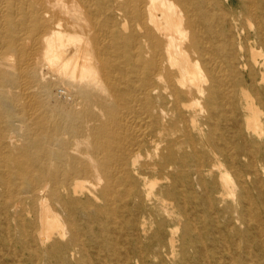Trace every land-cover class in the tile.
Segmentation results:
<instances>
[{"label": "bare ground", "instance_id": "1", "mask_svg": "<svg viewBox=\"0 0 264 264\" xmlns=\"http://www.w3.org/2000/svg\"><path fill=\"white\" fill-rule=\"evenodd\" d=\"M0 264H264V0H0Z\"/></svg>", "mask_w": 264, "mask_h": 264}]
</instances>
